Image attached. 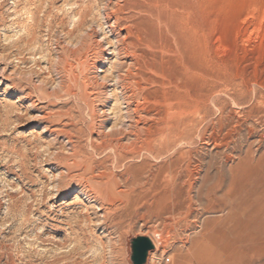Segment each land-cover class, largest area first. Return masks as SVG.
<instances>
[{
  "label": "rangeland",
  "instance_id": "1",
  "mask_svg": "<svg viewBox=\"0 0 264 264\" xmlns=\"http://www.w3.org/2000/svg\"><path fill=\"white\" fill-rule=\"evenodd\" d=\"M203 229L264 262V0H0V264H203Z\"/></svg>",
  "mask_w": 264,
  "mask_h": 264
},
{
  "label": "bare ground",
  "instance_id": "2",
  "mask_svg": "<svg viewBox=\"0 0 264 264\" xmlns=\"http://www.w3.org/2000/svg\"><path fill=\"white\" fill-rule=\"evenodd\" d=\"M116 4V3H115ZM147 5V4H146ZM100 10V9H99ZM99 13H101V12H99ZM98 23V22H97ZM79 25V24H78ZM170 25V24H169ZM102 26V25H101ZM89 27V26H88ZM67 31V30H66ZM113 31V30H112ZM126 31V30H125ZM130 33V32H129ZM116 36V35H115ZM89 37V36H88ZM70 38V37H69ZM117 38V37H116ZM111 39V38H110ZM122 40V39H121ZM78 42V41H77ZM122 42V41H121ZM27 43V42H26ZM150 44V43H149ZM126 45V44H125ZM115 46V45H114ZM113 46V47H114ZM115 49V48H114ZM122 49V48H121ZM117 50H118V48H117ZM126 50V49H125ZM110 52V51H109ZM117 52V51H116ZM130 52V51H129ZM66 64V63H65ZM131 64V63H130ZM67 65H69V64H67ZM123 71V70H122ZM77 74V73H76ZM121 75V74H120ZM118 81V80H117ZM120 81V80H119ZM115 82V81H114ZM116 90V89H115ZM132 93V92H131ZM124 105V104H123ZM136 109V108H135ZM123 110V109H122ZM139 126V125H138ZM135 131H137V130H135ZM128 132V131H127ZM134 134V133H133ZM167 134V133H166ZM173 141V140H172ZM114 143V142H113ZM118 145V144H117ZM139 145V144H138ZM167 145V144H166ZM172 145V144H171ZM164 149V148H163ZM119 150V149H118ZM125 153V152H124ZM214 162V161H213ZM181 163H182V161H181ZM216 163V162H215ZM206 164V163H205ZM213 164V163H212ZM207 165V164H206ZM211 165V164H210ZM204 167V166H203ZM211 167V166H210ZM185 168V167H184ZM209 168V167H208ZM213 168V167H212ZM215 169V168H214ZM187 172V171H186ZM96 173V172H95ZM153 174H155V173H153ZM211 174V173H210ZM117 177V176H116ZM201 177V176H200ZM215 178H216V176H215ZM127 179V178H126ZM201 180V179H200ZM211 180V179H210ZM94 181V180H93ZM129 181V180H128ZM198 181V180H197ZM202 181V180H201ZM212 181V180H211ZM72 182V181H71ZM77 182V181H76ZM170 182V181H169ZM209 182V181H208ZM213 182V181H212ZM212 182H210V183H212ZM78 183V182H77ZM199 183V182H198ZM204 183V182H203ZM202 183V184H203ZM79 184V183H78ZM85 184V183H84ZM118 184V183H117ZM207 185V184H206ZM215 185V184H214ZM89 186V185H88ZM174 186V185H173ZM209 186V185H208ZM69 187V186H68ZM79 187V186H78ZM85 187V186H84ZM199 187V186H198ZM211 187V186H210ZM209 187V188H210ZM80 188V187H79ZM70 189H74V187H71ZM126 189V188H125ZM208 189V188H207ZM85 190V189H84ZM87 190V189H86ZM195 190L197 191V189L195 188ZM202 190V189H201ZM210 190V189H209ZM90 191V190H89ZM165 191V190H164ZM166 191H168V190H166ZM211 191H212V189H211ZM117 192V191H116ZM119 193V192H118ZM120 193H122V192H120ZM198 193V192H197ZM210 193V192H209ZM86 195V194H85ZM187 196V195H186ZM200 196V195H199ZM209 196V195H208ZM198 197V196H197ZM196 197V198H197ZM193 198V197H192ZM200 198V197H199ZM206 198V197H205ZM201 199H202V197H201ZM194 200H195V198H194ZM200 200V199H199ZM203 203V202H202ZM172 209V208H171ZM90 210V209H89ZM86 217V216H85ZM84 217V218H85ZM67 224V223H66ZM206 229V228H205ZM201 235H202V242H201V251H200V253H201V256L203 257V258H205L206 257V261L203 263V261H202V263L203 264H214L215 262H216V264H217V261H216V259H217V252L214 250V248H213V246H215V244L216 243H218V237L217 236H215L214 234H212V233H208V231L207 230H202V232H201ZM150 239V238H149ZM199 243V242H198ZM216 247V246H215ZM250 264H254L253 262H251ZM259 264H264V262H259Z\"/></svg>",
  "mask_w": 264,
  "mask_h": 264
},
{
  "label": "water",
  "instance_id": "3",
  "mask_svg": "<svg viewBox=\"0 0 264 264\" xmlns=\"http://www.w3.org/2000/svg\"><path fill=\"white\" fill-rule=\"evenodd\" d=\"M154 248L153 243L147 236H136L130 239V260L132 264H144L150 250Z\"/></svg>",
  "mask_w": 264,
  "mask_h": 264
},
{
  "label": "clouds",
  "instance_id": "4",
  "mask_svg": "<svg viewBox=\"0 0 264 264\" xmlns=\"http://www.w3.org/2000/svg\"><path fill=\"white\" fill-rule=\"evenodd\" d=\"M28 74H30V73H28Z\"/></svg>",
  "mask_w": 264,
  "mask_h": 264
}]
</instances>
